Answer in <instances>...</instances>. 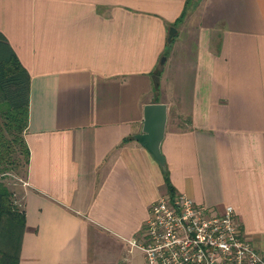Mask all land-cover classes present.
I'll list each match as a JSON object with an SVG mask.
<instances>
[{
  "label": "crops",
  "instance_id": "1",
  "mask_svg": "<svg viewBox=\"0 0 264 264\" xmlns=\"http://www.w3.org/2000/svg\"><path fill=\"white\" fill-rule=\"evenodd\" d=\"M0 32L31 76L19 264L145 262L130 242L169 183L233 207L264 258V0H0ZM152 103L165 168L135 139Z\"/></svg>",
  "mask_w": 264,
  "mask_h": 264
},
{
  "label": "built area",
  "instance_id": "2",
  "mask_svg": "<svg viewBox=\"0 0 264 264\" xmlns=\"http://www.w3.org/2000/svg\"><path fill=\"white\" fill-rule=\"evenodd\" d=\"M130 244L146 264H264L233 207L215 214L182 194L152 205L141 238Z\"/></svg>",
  "mask_w": 264,
  "mask_h": 264
},
{
  "label": "trees",
  "instance_id": "3",
  "mask_svg": "<svg viewBox=\"0 0 264 264\" xmlns=\"http://www.w3.org/2000/svg\"><path fill=\"white\" fill-rule=\"evenodd\" d=\"M30 94L31 76L0 32V173L24 170L27 175L31 151L25 133ZM169 193L176 194L170 183ZM14 196L10 187L0 182V264L20 262L27 217L24 204L21 208Z\"/></svg>",
  "mask_w": 264,
  "mask_h": 264
},
{
  "label": "water",
  "instance_id": "4",
  "mask_svg": "<svg viewBox=\"0 0 264 264\" xmlns=\"http://www.w3.org/2000/svg\"><path fill=\"white\" fill-rule=\"evenodd\" d=\"M177 29L170 30L169 41L173 39ZM163 57L161 64H165ZM168 123V107L164 103L147 104L144 109V124L142 132L135 135V139L143 145L165 167V158L162 154L161 144L165 137Z\"/></svg>",
  "mask_w": 264,
  "mask_h": 264
},
{
  "label": "rangeland",
  "instance_id": "5",
  "mask_svg": "<svg viewBox=\"0 0 264 264\" xmlns=\"http://www.w3.org/2000/svg\"><path fill=\"white\" fill-rule=\"evenodd\" d=\"M199 3L200 1L196 4L195 7L191 6L186 16L183 18V20L180 21L179 25L176 26L178 45L176 53L180 56L185 55V53L188 54L190 52H193L194 48L196 47V38L195 36L193 37L192 34H189V32L192 31L193 28H198L196 19L199 12L197 8ZM0 182H5L10 187V189L15 194V201L18 203V205L21 206V208H23L24 188L26 185L25 171L21 170V172L11 171L7 173H0ZM141 264L146 263L141 260Z\"/></svg>",
  "mask_w": 264,
  "mask_h": 264
}]
</instances>
